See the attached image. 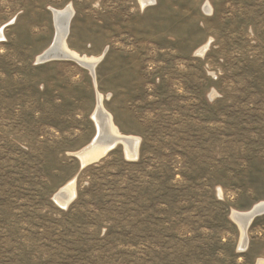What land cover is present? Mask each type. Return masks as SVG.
Segmentation results:
<instances>
[{"label": "rangeland", "instance_id": "rangeland-1", "mask_svg": "<svg viewBox=\"0 0 264 264\" xmlns=\"http://www.w3.org/2000/svg\"><path fill=\"white\" fill-rule=\"evenodd\" d=\"M69 5L96 78L38 63ZM1 28L0 264H264V215L246 249L232 218L264 201V0H0ZM98 94L136 159L81 165Z\"/></svg>", "mask_w": 264, "mask_h": 264}, {"label": "bare ground", "instance_id": "bare-ground-1", "mask_svg": "<svg viewBox=\"0 0 264 264\" xmlns=\"http://www.w3.org/2000/svg\"><path fill=\"white\" fill-rule=\"evenodd\" d=\"M143 9L148 6L155 5L157 0H139ZM52 16L56 26V36L53 44L45 52L38 57V63L44 64L52 61H73L83 67L90 70L91 74L95 77L93 69L95 71L98 63L101 61L100 57H81L75 52L71 51L67 44V39L70 32V24L73 18L74 12L71 5L64 9H51ZM3 29H0V40L4 38ZM209 48V44H206L199 51L200 54H204ZM52 57H64L53 58L45 62L46 58ZM92 119L98 128V133L95 139L85 148L76 153L82 166H88L92 163L99 161L107 153L115 149L117 146L124 148V153L127 158L136 159L139 155L140 140L132 136L123 135L117 128L113 116L108 112L104 106L102 95L97 96V105ZM76 179L74 178L64 187H62L55 195L54 201L63 207H68L76 197ZM264 215V201L256 204L251 210L246 212L233 211L232 218L241 230V245L242 249H246L248 239L246 236V230L252 224L253 220L257 217Z\"/></svg>", "mask_w": 264, "mask_h": 264}, {"label": "water", "instance_id": "water-1", "mask_svg": "<svg viewBox=\"0 0 264 264\" xmlns=\"http://www.w3.org/2000/svg\"><path fill=\"white\" fill-rule=\"evenodd\" d=\"M53 58H64V57H52V58H46L44 61L47 62L48 60L50 59H53ZM83 66V65H82ZM93 73H95L94 69H93ZM80 160V159H79ZM250 227V226H249ZM248 230V229H247Z\"/></svg>", "mask_w": 264, "mask_h": 264}]
</instances>
